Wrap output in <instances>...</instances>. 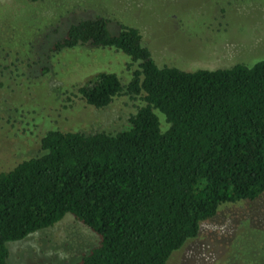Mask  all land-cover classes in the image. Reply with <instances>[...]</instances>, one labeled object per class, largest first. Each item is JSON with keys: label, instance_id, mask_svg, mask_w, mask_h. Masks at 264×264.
Instances as JSON below:
<instances>
[{"label": "trees", "instance_id": "trees-1", "mask_svg": "<svg viewBox=\"0 0 264 264\" xmlns=\"http://www.w3.org/2000/svg\"><path fill=\"white\" fill-rule=\"evenodd\" d=\"M6 44L15 71L29 52ZM85 45L125 56L128 80L96 72L73 95L94 109L121 95L138 105L125 130L50 129L36 156L0 171V264L7 243L66 214L96 238L75 264H165L218 207L264 193V59L192 72L157 67L136 29L110 34L98 18L69 25L48 52ZM258 230L264 236V225Z\"/></svg>", "mask_w": 264, "mask_h": 264}, {"label": "rangeland", "instance_id": "rangeland-1", "mask_svg": "<svg viewBox=\"0 0 264 264\" xmlns=\"http://www.w3.org/2000/svg\"><path fill=\"white\" fill-rule=\"evenodd\" d=\"M97 18L110 34L120 25L136 29L157 67L192 72L264 59V0H0L1 48L8 42L12 53L18 47L21 54L29 52L28 60L18 57L13 71L7 69L9 57H3L6 47L0 50L1 172L36 156L47 130L127 128L137 99L121 95L94 109L73 95L96 72H111L126 83L125 56L91 45L48 52L69 25ZM263 225L264 193L225 204L165 264H264V236L258 230ZM95 243V236L66 214L51 227L7 243L6 264H75Z\"/></svg>", "mask_w": 264, "mask_h": 264}]
</instances>
